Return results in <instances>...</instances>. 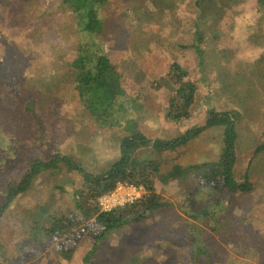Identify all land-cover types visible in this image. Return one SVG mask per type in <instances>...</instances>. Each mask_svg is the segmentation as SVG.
Instances as JSON below:
<instances>
[{"label": "rangeland", "instance_id": "374dc122", "mask_svg": "<svg viewBox=\"0 0 264 264\" xmlns=\"http://www.w3.org/2000/svg\"><path fill=\"white\" fill-rule=\"evenodd\" d=\"M174 1L176 6L149 23L134 18L133 0L110 2L103 10L105 47L123 77L126 94L139 97L138 109L129 114L139 132L152 141L175 145L173 150L160 152L140 149L142 155L159 161V174L175 165L217 164L224 146L230 149L234 143L236 179L252 189L234 201L233 217L227 213L237 232L222 237L213 234L212 247L216 264H255L252 251L264 253V15L257 0H243L219 22L216 39L212 38L214 30L206 32L207 41L200 47L203 54L198 56L191 47L197 0ZM34 15L36 19L31 20L37 25L38 14ZM13 22L8 10L4 12L0 6V101L6 110L15 111L12 95L20 93L25 81L43 78L57 85L58 98L46 100L42 111L62 125L59 131L52 130V138L42 135L34 140L28 139L31 129L4 128L0 135V206L9 184L31 180L33 162L46 163L60 155L88 174L101 175L121 157L120 140L127 135L120 128H98L73 87L62 78L75 56L78 37L59 39V23L45 34L43 28L40 34L34 30L28 37L27 25ZM172 62L187 69L189 79L197 85L191 117L178 123L164 118L168 89L154 86ZM3 87L11 92L1 91ZM82 183L80 173L59 160L39 171L0 218V264H84L90 243L68 253L69 260L60 259L57 243L65 241L70 247L71 239L60 237L51 242L37 229L38 207L50 212L72 209L74 191ZM156 184L159 201L171 205L139 225L111 235L90 264H190L187 231L182 227L184 210L179 208L187 195L175 193L171 185Z\"/></svg>", "mask_w": 264, "mask_h": 264}, {"label": "trees", "instance_id": "16d2710c", "mask_svg": "<svg viewBox=\"0 0 264 264\" xmlns=\"http://www.w3.org/2000/svg\"><path fill=\"white\" fill-rule=\"evenodd\" d=\"M114 1L0 0L1 8L12 15L15 26L27 25L28 37H31L34 30L40 34L39 29L43 28L45 34L50 31L52 24L57 23L65 29L56 26L59 39L62 40L67 35L78 37L75 56L67 64V77H62L64 82L73 87L79 101L98 128H120L127 132L120 140L121 157L101 175L88 174L70 158L60 155H55L46 163L33 162L32 168L35 170L31 173V180L26 178L17 185L7 186L5 191L8 194L0 206V218L16 196L25 192L26 186L33 182L39 171L51 168V164L59 160L67 164L69 169L79 172L83 179L81 188L74 191L72 209L50 212L38 207L41 217L37 229L45 237L51 242L60 237L71 239L70 247L64 245L65 241L57 243L60 259L69 260L68 253L74 252L86 242L91 247L86 252L83 263L90 264L111 235L139 225L158 209L171 205L169 202L159 201L156 182H160L163 186L171 185L175 193L187 195L185 205L179 208L184 210L185 222L182 227L187 231L190 264H216L217 256L212 247L213 234L222 237L224 233L237 232L235 223H231L228 214L234 216L236 212L231 210L234 201L239 194L249 193L252 188L248 183L242 185L236 179L237 158L233 142L230 149L229 145L224 146L223 157L217 164L175 165L165 174H159V161L142 155V148L160 152L173 150L175 145L160 139L152 141L139 132L137 123L129 115L132 110L138 109L139 106L135 104L139 97L130 98L126 94L123 77L105 47L103 10ZM257 1L259 11L264 15V0ZM241 2L243 0H197L191 47L198 56L203 54L200 47L207 41L206 32L214 30L212 38L216 39L215 28L219 22L227 12L235 11V5ZM133 3V11L136 13L134 18L145 23L160 19L165 9L176 6L174 0H133ZM33 13L38 14L40 22L37 25H33L35 20H31L36 19ZM57 16L59 18L55 20ZM261 64L264 76V57L261 58ZM189 76V71L181 64L172 62L166 74L154 82L157 89H168L167 101L163 107L167 122L178 123L191 117L197 85ZM38 85H43V88L39 90ZM54 85L43 81V78L25 81L20 93L12 95V102L16 104L15 111L6 110L0 101V135L4 133L5 127L11 126L14 131L31 129L30 138L27 137L30 140L38 139L42 135L52 138V130L59 131L62 124L59 125L57 118L51 120L47 117L42 111V104L48 99L57 100L58 90ZM3 88L1 91L11 92L6 87ZM230 126L232 130L234 125L231 123ZM20 138L18 134L15 136L17 140ZM119 183L141 186L145 194L136 203L125 208L102 212L98 198L113 191ZM59 190L66 192V189ZM2 246L0 243V254ZM252 253L255 264L264 263V253L254 250Z\"/></svg>", "mask_w": 264, "mask_h": 264}, {"label": "built area", "instance_id": "2783aa9c", "mask_svg": "<svg viewBox=\"0 0 264 264\" xmlns=\"http://www.w3.org/2000/svg\"><path fill=\"white\" fill-rule=\"evenodd\" d=\"M144 193L145 191L141 186L119 183L113 191L98 198V205L102 212H111L136 203Z\"/></svg>", "mask_w": 264, "mask_h": 264}]
</instances>
